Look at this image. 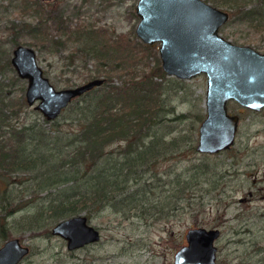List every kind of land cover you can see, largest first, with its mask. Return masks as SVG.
Instances as JSON below:
<instances>
[{
	"label": "trees",
	"instance_id": "16d2710c",
	"mask_svg": "<svg viewBox=\"0 0 264 264\" xmlns=\"http://www.w3.org/2000/svg\"><path fill=\"white\" fill-rule=\"evenodd\" d=\"M225 1L233 12L264 23V0L252 7L247 3L253 0ZM22 2L19 9L30 8L32 14L10 26L13 43L28 33L53 52L55 42L86 40L76 51L85 56V65L96 62L88 79L104 76L105 81L71 100L61 117L49 119L35 107L30 110L24 93L15 89L21 80L17 73L11 81L0 73V244L12 232H49L50 224L71 214L85 212L89 219L110 207L162 217L167 206L175 208L178 196L192 201L198 183L217 173V162L188 166L170 179L171 172L157 171L159 161L197 147L202 109L192 114L173 103L184 100L185 79L168 75L155 44L136 33L112 34L104 26L81 31L49 2ZM1 52L6 53L0 44V71L11 66L10 56ZM30 112L37 114L31 118Z\"/></svg>",
	"mask_w": 264,
	"mask_h": 264
},
{
	"label": "rangeland",
	"instance_id": "374dc122",
	"mask_svg": "<svg viewBox=\"0 0 264 264\" xmlns=\"http://www.w3.org/2000/svg\"><path fill=\"white\" fill-rule=\"evenodd\" d=\"M43 1L49 2L50 8L63 9L65 17L70 19L72 26L79 27L81 31L90 27L104 26L112 34L116 32L134 34L140 19L136 11L138 0ZM207 1L231 12L228 20L222 24L220 33L232 41L248 43L264 51V23L252 19L250 13L233 12V6L231 7L225 0ZM258 2L257 0L248 2L247 7L262 4ZM22 3V0H0V44L1 49L6 51L1 53L9 55L10 58L16 46L12 40L13 33L10 26L14 23L19 24L27 12L28 15L32 14L30 8L28 11L19 9ZM52 31L54 32L53 26ZM85 41L66 40L62 45H57L53 41L55 43L52 52L28 33L19 38V42L32 44L36 48L39 64L44 67L45 73L57 87L74 86L85 82L90 77L88 76L90 70L96 69L95 61L90 60L88 65H85V56L82 52L76 51V48L84 46ZM154 44V52L160 58L159 42ZM155 54L149 57L148 63L153 64ZM0 60L3 62L4 59L0 58ZM0 73L9 81L16 76L17 71L11 62V66H6ZM184 79L186 81L184 100L182 101L180 97L173 99L176 110L191 111L194 114L202 109L205 116L208 79L206 73ZM21 80L13 86L25 96L27 79L21 77ZM28 106L30 110L35 107L29 103ZM228 107L232 112H239L241 115L236 142L230 148L216 153H205L200 152L196 147L195 150L188 149L183 154L164 158L157 163V171L160 174L165 176L167 171L171 172L170 176H167L169 179L176 174V171H184L188 166L191 169L192 165L197 163H218L215 176L213 174L210 180L208 177L205 182H199L193 189L192 201L177 191L176 194L180 197L178 196L176 202H173L172 206L175 208L171 209L167 206L166 210L170 209V211L162 217H157L158 214L154 215L150 210L139 214L136 208L126 211L103 208L89 218L92 224L99 227L102 232L101 238L73 250L68 247L66 238L52 232L55 223L50 224L49 232L41 228L36 232L23 231L19 234L12 232L10 235H20L31 246L30 252L18 264H175L174 254L184 243L185 232L190 226L210 227L221 220H224L226 226H223L224 234L220 244L223 245L226 254L224 256H230L235 245L228 239L233 235L230 226L240 221L235 213L250 214L255 232L264 225V217L261 216V211L264 209V108L256 111L244 107L237 100H231ZM36 114L37 112H30L28 115L34 118ZM201 121L196 124L195 144L198 143V128ZM112 146L118 145L115 143ZM168 185L166 186L175 187L174 183ZM158 197L157 195L153 197V192L150 193V198L153 200ZM262 232L260 230L257 233L260 236Z\"/></svg>",
	"mask_w": 264,
	"mask_h": 264
},
{
	"label": "water",
	"instance_id": "95a60500",
	"mask_svg": "<svg viewBox=\"0 0 264 264\" xmlns=\"http://www.w3.org/2000/svg\"><path fill=\"white\" fill-rule=\"evenodd\" d=\"M136 11L140 16L136 34L146 43L159 42L162 66L169 75L191 78L205 72L208 77L197 149L216 153L231 147L241 118L239 112L230 110L229 102L237 100L256 111L264 107V51L220 33L231 13L207 0H138ZM11 62L18 75L27 79L28 103L49 119H56L72 99L105 81L104 76H97L57 87L39 64L32 44H17ZM51 230L66 238L70 249L102 236L85 212L62 217ZM218 233L216 227H190V243L179 247L175 264H218L214 242ZM30 249L20 235L8 237L0 244V264H18Z\"/></svg>",
	"mask_w": 264,
	"mask_h": 264
},
{
	"label": "flooded vegetation",
	"instance_id": "af4514ba",
	"mask_svg": "<svg viewBox=\"0 0 264 264\" xmlns=\"http://www.w3.org/2000/svg\"><path fill=\"white\" fill-rule=\"evenodd\" d=\"M261 213H262L261 216L264 217V209L261 211ZM235 214L240 221L230 226V231L233 230L234 236L232 235L228 239L230 242L233 241L235 244L233 250L230 252V256L229 255L224 256L226 254L223 251V247H222L223 245L221 246L220 244L224 234L223 226H226L224 225L225 223L224 220H221V222L219 221L215 223L213 226H210L219 229V233L214 240L215 245L217 247L216 250L217 263L218 264H264V225L260 228V230H262L263 232L260 233L262 235L259 236L257 232H260V230L255 232V228L252 226L253 224L252 216L250 214L243 215V212L241 213L242 215L240 213H235ZM194 226H200V225H194ZM188 230L185 232L184 235L185 238L184 243L179 247L183 245H188L190 243L189 238H187ZM178 250L179 248L177 249V251Z\"/></svg>",
	"mask_w": 264,
	"mask_h": 264
}]
</instances>
